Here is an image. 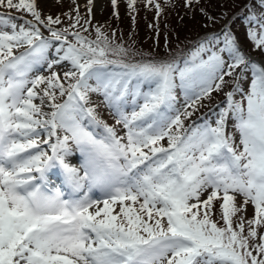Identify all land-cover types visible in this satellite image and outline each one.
Instances as JSON below:
<instances>
[{"label":"snow or ice","instance_id":"snow-or-ice-1","mask_svg":"<svg viewBox=\"0 0 264 264\" xmlns=\"http://www.w3.org/2000/svg\"><path fill=\"white\" fill-rule=\"evenodd\" d=\"M46 2L0 0L32 17L0 12V264H264V0H242L243 40L229 24L236 14L213 31L212 0H184L208 31L165 56L98 26L91 38L76 0L63 26L42 15ZM137 2L126 0L133 23ZM213 92L225 97L216 118L186 127ZM57 167L67 197L49 187Z\"/></svg>","mask_w":264,"mask_h":264},{"label":"rangeland","instance_id":"rangeland-1","mask_svg":"<svg viewBox=\"0 0 264 264\" xmlns=\"http://www.w3.org/2000/svg\"><path fill=\"white\" fill-rule=\"evenodd\" d=\"M161 3L163 11L157 17L156 9L154 7H145L144 0H138L137 8L138 12L136 15L135 23H133L128 9L125 3L118 2L117 7L114 9L111 5V0H93L92 13L89 16L87 13V0H76V4L80 6V12L82 16L86 19L91 20V25H89V32H91V38H95V27H101L102 31H106L109 35L113 31L117 33V42L123 43L126 47L131 46L133 49H137L145 54H151L152 56H163L168 53L177 52L180 46L186 44L196 32H205L208 29L202 27L205 22V18L197 11L195 14L188 12L184 8V0H171L168 3L167 0H157ZM242 0H234V4L227 7L221 6V0H212L209 7V11L217 16V20L224 16L232 14L231 12H238L243 7H240ZM62 5V6H61ZM75 5L71 4V0H60L57 3L56 0H47L46 3H41L40 9H42V15H60L61 19L64 21L63 26H67L70 21L63 15L65 12L71 11V8ZM238 9V11H237ZM12 15L20 16L23 15L26 19L31 20L32 17L27 13H20L16 10H10ZM247 9L243 8L242 14L244 16ZM3 12V11H2ZM114 12L119 13V18L114 15ZM74 16L75 13L73 12ZM225 22V21H224ZM224 22H222L223 25ZM83 23V20L81 21ZM231 30L239 35L241 39L245 38L246 21L243 17H239V20L234 22L231 26ZM218 25H211V29L216 28ZM56 27H60L57 25ZM200 28V30H199ZM88 35V33H83ZM45 35L48 33L45 31ZM248 49L251 50V42H248ZM175 50V51H174ZM256 58L259 60L260 56L255 52ZM178 55V54H176ZM139 59V57H137ZM66 69H57V71H62ZM45 74H47L46 70ZM230 90V89H229ZM212 101L203 100L201 103L203 107H199L198 111L193 114L190 119L184 121L185 126L188 125L192 120L195 121V117L200 114L204 109L207 113L203 115L202 120H214L219 111V107L223 106V101L225 97L222 94L213 92ZM91 99L93 105L96 106L97 113L100 118L103 119L110 126H115L117 128L118 134H122V129L119 125L115 124V118L109 113V110L101 103V98L96 94H91ZM236 99H240L236 96ZM177 107L183 110L184 96L179 93L177 95ZM183 118V117H182ZM201 120V121H202ZM235 137L239 138V133L232 130ZM79 155V162H81L82 157L78 152L74 155ZM71 162L73 158H68ZM54 188V187H52ZM99 197V196H97ZM238 201H242V198H238ZM118 209V208H117ZM253 206L251 204L246 206V211L242 213L246 218L250 219L252 216ZM238 215H241L240 213Z\"/></svg>","mask_w":264,"mask_h":264},{"label":"trees","instance_id":"trees-1","mask_svg":"<svg viewBox=\"0 0 264 264\" xmlns=\"http://www.w3.org/2000/svg\"><path fill=\"white\" fill-rule=\"evenodd\" d=\"M240 7H241V5H240ZM243 9V8H242ZM242 9H240L239 11H238V9H237V11L238 12H231L232 14H229L228 16H224V17H222V18H219L218 20H217V23H216V25H218L216 28H214V29H212L213 31L214 30H217V29H219V28H221V26L222 25H220V24H222V22H224L225 20H227L228 19V17H230V16H233V14H236V15H238V14H240L241 12H242ZM236 21H237V19H234V20H231V21H229V24H230V27H234V25L233 26H231L232 24H234V22L236 23ZM204 28V27H203ZM199 30H200V28H199ZM202 34H203V32H196V34L194 35V36H192L191 37V39L186 43V44H183L182 46H180V48L179 49H176L177 50V52L175 51V52H170V53H168V54H179L181 51H183L184 49H187V48H190L191 46H193L195 43H197V41H198V38L199 37H201L202 36ZM243 40V39H242ZM167 55V54H166ZM163 56H165V55H163ZM189 124V123H188ZM188 126V125H187ZM186 126V127H187ZM219 204H220V202L219 201H216V202H214V206H215V209H216V211H217V213L219 212ZM239 214V213H238ZM252 217H250V219H251ZM235 219V218H234ZM259 231H264V230H259Z\"/></svg>","mask_w":264,"mask_h":264}]
</instances>
